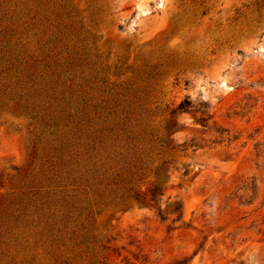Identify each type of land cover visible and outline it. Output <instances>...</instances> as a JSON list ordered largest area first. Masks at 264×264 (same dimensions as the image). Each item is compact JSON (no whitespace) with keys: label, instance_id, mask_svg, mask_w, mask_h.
<instances>
[{"label":"rangeland","instance_id":"1","mask_svg":"<svg viewBox=\"0 0 264 264\" xmlns=\"http://www.w3.org/2000/svg\"><path fill=\"white\" fill-rule=\"evenodd\" d=\"M0 264H264V0H0Z\"/></svg>","mask_w":264,"mask_h":264},{"label":"trees","instance_id":"2","mask_svg":"<svg viewBox=\"0 0 264 264\" xmlns=\"http://www.w3.org/2000/svg\"><path fill=\"white\" fill-rule=\"evenodd\" d=\"M209 106L207 102H202V103H198V106H194L192 105L191 100L188 97H184L182 100H180L176 106H174L171 110H170V114H175L177 112H192V113H199L198 118H196V121L200 122L201 125L205 126V122L207 119H209L211 117V113L209 112ZM23 112H26L28 114L34 115V113H36L35 110V105L33 104L32 106H28L27 103L24 104L23 107L20 108ZM138 115H140L138 113ZM137 125H135L136 127ZM135 127H133V129H123V133H122V139H117V141H121L123 142L121 145H118L117 148L122 149V152L118 153L117 156L120 157L121 161H123L126 165V161L130 160V158L128 157V155L126 154L127 152L131 151L132 153L135 152V145L134 142L137 139V137L141 136V134H145L146 136H148V139H150L149 141H152V134L147 133L146 132V128H140V129H134ZM99 142L104 143L105 141H102L101 139L99 140ZM161 142L160 145L165 146V148L167 150H172L173 146H171L169 143H167L165 140H161L159 141ZM105 148V147H104ZM104 148L102 150H104ZM127 150L123 153L124 149ZM129 150V151H128ZM163 162H166V160H163ZM126 169V170H125ZM125 170V172H123ZM72 172V171H70ZM94 172L96 173H89L87 175L91 176L92 178H94L93 176L95 174H97L98 169L94 170ZM142 168L138 167L135 162L133 161H129L127 163V165L125 167H122L121 169H119V172H117L116 174L113 175H109L107 179L104 178L103 175H106L107 172L106 170L100 175L102 176L103 179H101L99 181V183H103L105 181H110L113 184L116 183H123V184H127L129 186L124 187L123 186V193L120 195V199H119V203L121 204H126L129 203L131 200H134L135 203L139 206H149L150 205V201L153 200L154 197H156L157 193L160 192V187L156 184L153 185V187L151 189H148L149 191V197L147 198L146 194L139 191L135 185V183L137 184V182H139V180L141 179L143 173H142ZM117 181V182H116ZM134 181V183H132ZM242 188H248L249 190H251V195L248 196L247 198L243 199V196L241 195H237V198L239 200V202L241 204H245V205H249L253 202V198L252 196L256 193V185H255V179H252L246 186H243ZM73 208V206H67V203L63 202L62 204V210L65 212L58 221L53 219L51 220V216L53 214L49 213V216L45 217V221H44V231L45 233H47L49 236L55 237L56 235L54 234L55 232H60L62 231V229L67 228V224L72 221V216L70 215L71 209ZM50 209V205L47 204L45 206V210H47L49 212ZM51 220V221H50ZM50 221V222H49ZM42 222L38 220V223ZM31 225L33 226L32 222H29L28 224H26V226ZM59 226H61V230L59 229ZM55 230V231H54ZM6 231V230H5ZM73 234V233H71ZM82 240L80 241L82 244H86L89 242V239L91 237L85 236V235H81Z\"/></svg>","mask_w":264,"mask_h":264}]
</instances>
